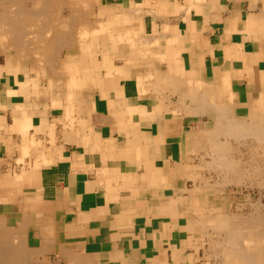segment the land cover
I'll use <instances>...</instances> for the list:
<instances>
[{
    "label": "crops",
    "instance_id": "0c3cea01",
    "mask_svg": "<svg viewBox=\"0 0 264 264\" xmlns=\"http://www.w3.org/2000/svg\"><path fill=\"white\" fill-rule=\"evenodd\" d=\"M125 10L119 39L156 41L122 43L109 70L83 52L72 69L0 59V179L24 182L0 192L4 212L48 264H206L194 221L207 202L181 164L209 115L183 91L257 93L264 0H114Z\"/></svg>",
    "mask_w": 264,
    "mask_h": 264
},
{
    "label": "bare ground",
    "instance_id": "6f19581e",
    "mask_svg": "<svg viewBox=\"0 0 264 264\" xmlns=\"http://www.w3.org/2000/svg\"><path fill=\"white\" fill-rule=\"evenodd\" d=\"M131 14L125 10L114 15V0H0V59L5 56L11 65L28 61L40 69L58 64L72 69L83 52L92 56L88 69L109 70L122 43L141 50L155 44L156 40H137L138 36L124 39L128 30L119 39L122 19L130 21ZM256 84L257 93L248 100L228 81L224 88L199 83L198 88L183 91L197 101L194 113L209 115L190 130L181 164L183 189L207 202L198 208L194 221L208 246L206 264H264L263 70ZM23 183V179H0V192L18 194ZM233 186L239 191L258 188L260 195L255 200L245 196L234 209ZM4 202L0 197V264H48L44 250L27 245L24 226H11Z\"/></svg>",
    "mask_w": 264,
    "mask_h": 264
},
{
    "label": "rangeland",
    "instance_id": "374dc122",
    "mask_svg": "<svg viewBox=\"0 0 264 264\" xmlns=\"http://www.w3.org/2000/svg\"><path fill=\"white\" fill-rule=\"evenodd\" d=\"M258 190H259L258 188H252L251 190L247 189V188H244L242 191H239V188L237 186H233V192H235V193H231V195L234 198V200L232 199V203L234 202L233 205H232V208L235 209L236 203L237 202H241L242 200H244L245 196L248 197V196L252 195L251 198H253L254 200L257 199L259 197V195H260ZM263 200H264V198H263ZM35 259H36V261L38 260L37 257ZM37 264H38V262H37Z\"/></svg>",
    "mask_w": 264,
    "mask_h": 264
}]
</instances>
